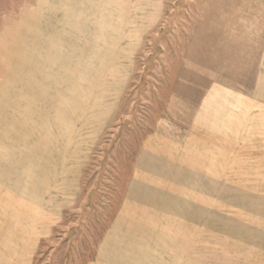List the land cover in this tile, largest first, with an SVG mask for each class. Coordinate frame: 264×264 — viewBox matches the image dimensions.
<instances>
[{"label": "rangeland", "instance_id": "1", "mask_svg": "<svg viewBox=\"0 0 264 264\" xmlns=\"http://www.w3.org/2000/svg\"><path fill=\"white\" fill-rule=\"evenodd\" d=\"M0 264H264V0H0Z\"/></svg>", "mask_w": 264, "mask_h": 264}]
</instances>
